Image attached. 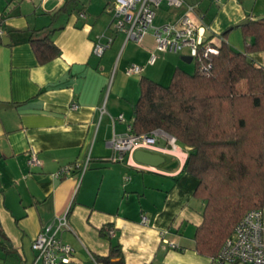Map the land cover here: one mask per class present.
I'll return each mask as SVG.
<instances>
[{
    "label": "crops",
    "instance_id": "1",
    "mask_svg": "<svg viewBox=\"0 0 264 264\" xmlns=\"http://www.w3.org/2000/svg\"><path fill=\"white\" fill-rule=\"evenodd\" d=\"M64 1L0 0V225L8 238L0 236L6 246L0 247V264H41L31 242L63 216L67 226L57 235L73 248L68 264H95L94 257L107 255L113 245L124 264H220L194 248L204 202L193 195L197 179L182 169L186 146L175 141L172 147L160 137L149 149L162 157L157 165L136 161L134 153L110 159L111 140L133 120L141 76L167 85L175 68L193 72V59H182L189 50L162 53L154 49L151 33L140 43L115 33L97 57L94 41L112 33L111 6L106 0H76L69 12L56 13ZM202 2L196 3L204 15V38L218 42L226 32L225 42L244 51L238 23L264 17V0ZM51 21L59 28L52 35L59 54L41 64L29 35ZM155 22L160 23L156 17ZM152 53L155 61L149 63ZM248 57L264 67V51ZM132 63L142 67L140 73H127ZM29 151L37 153L40 165L28 163ZM88 153L90 165L82 175H54L60 165ZM261 210L264 216V203Z\"/></svg>",
    "mask_w": 264,
    "mask_h": 264
},
{
    "label": "trees",
    "instance_id": "2",
    "mask_svg": "<svg viewBox=\"0 0 264 264\" xmlns=\"http://www.w3.org/2000/svg\"><path fill=\"white\" fill-rule=\"evenodd\" d=\"M75 2L65 0L56 13L69 12ZM52 24L29 35L41 64L59 54L52 39L59 28ZM240 28L244 51L227 44L224 32L210 60L193 59V72L177 67L167 85L141 76L130 124L132 133L161 130L188 148L182 169L197 179L193 195L204 202L194 248L212 257L244 214L264 203V67L248 57L264 51V17L250 19ZM0 236L8 241L1 225ZM0 247L6 250L3 244ZM94 260L124 264L117 245Z\"/></svg>",
    "mask_w": 264,
    "mask_h": 264
},
{
    "label": "built area",
    "instance_id": "3",
    "mask_svg": "<svg viewBox=\"0 0 264 264\" xmlns=\"http://www.w3.org/2000/svg\"><path fill=\"white\" fill-rule=\"evenodd\" d=\"M111 6V20L109 29L112 33H102L94 41L92 53L100 57L111 46L115 33H122L124 41L140 43L144 36L151 33L154 41V49L162 53H178L183 49L189 50L192 59H211V54L217 52L214 39L204 41L206 24L204 15L198 11V3L187 4L183 13L175 20L161 23L155 22L156 8L162 4L168 7L179 8L184 0H106ZM217 3L219 0H212ZM84 14L82 13L81 16ZM1 33V31H0ZM220 39V38H219ZM149 63H154L155 54L149 57ZM210 63L203 67L209 68ZM142 67L132 63L127 68V73H140ZM73 103L71 108H76ZM123 119L122 115L118 116ZM117 135L111 140L113 161L123 160L125 154H132L138 149H151L160 137L174 147L175 138L167 135L161 130H154L147 133L135 134L130 130ZM173 139V140H172ZM28 163L40 165V160L35 151H29ZM90 154L84 158L70 163L60 165L54 175L56 177H67L78 173L82 175L90 165ZM145 221L146 217L143 216ZM67 226L66 217L56 219L49 223L45 229L39 232L31 242V248L36 259L41 264H68L71 261L73 248L70 244L62 241L58 231ZM108 235L114 234L112 227L107 230ZM162 242L174 247V244L162 238ZM218 263H242V264H264V216L261 208L248 210L234 227L232 234L227 237L218 254L214 256ZM94 260V259H93ZM94 263L97 262L94 260Z\"/></svg>",
    "mask_w": 264,
    "mask_h": 264
},
{
    "label": "rangeland",
    "instance_id": "4",
    "mask_svg": "<svg viewBox=\"0 0 264 264\" xmlns=\"http://www.w3.org/2000/svg\"><path fill=\"white\" fill-rule=\"evenodd\" d=\"M198 1L199 0H184V4L181 7H179V8L168 7L169 10H164V11H163L164 8L162 6L165 5V4H162L159 8H156V15H157L156 16V21L161 23V22H165V21H168V20H173L178 13L181 14V13H183L185 11L187 4L196 3ZM202 1L203 2L201 3V6H205L209 2V0H202ZM188 66H189L190 70L193 71L194 68H195L194 61H192L190 64H188ZM115 67L116 66L114 65V67H113L114 69H113V72H112V75H111V80H110V83H109V85L107 87V93L110 90V87H111V84H112V80H113V77H114V72L116 71ZM240 87L244 88L245 87V83H242Z\"/></svg>",
    "mask_w": 264,
    "mask_h": 264
},
{
    "label": "water",
    "instance_id": "5",
    "mask_svg": "<svg viewBox=\"0 0 264 264\" xmlns=\"http://www.w3.org/2000/svg\"><path fill=\"white\" fill-rule=\"evenodd\" d=\"M247 22L248 20L244 19L243 21L239 22L238 25L242 26ZM4 38L5 36H2V41L4 40ZM182 59L190 62L192 60V57L188 55V56H183ZM133 156L136 161L147 165H157L159 162L162 161V157L159 154L150 152L149 150L138 149L134 151Z\"/></svg>",
    "mask_w": 264,
    "mask_h": 264
},
{
    "label": "bare ground",
    "instance_id": "6",
    "mask_svg": "<svg viewBox=\"0 0 264 264\" xmlns=\"http://www.w3.org/2000/svg\"><path fill=\"white\" fill-rule=\"evenodd\" d=\"M173 140V139H172Z\"/></svg>",
    "mask_w": 264,
    "mask_h": 264
}]
</instances>
